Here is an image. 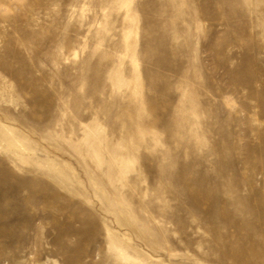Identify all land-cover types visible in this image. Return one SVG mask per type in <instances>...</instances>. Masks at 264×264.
<instances>
[{
  "label": "rangeland",
  "instance_id": "1",
  "mask_svg": "<svg viewBox=\"0 0 264 264\" xmlns=\"http://www.w3.org/2000/svg\"><path fill=\"white\" fill-rule=\"evenodd\" d=\"M0 264H264V0H0Z\"/></svg>",
  "mask_w": 264,
  "mask_h": 264
}]
</instances>
